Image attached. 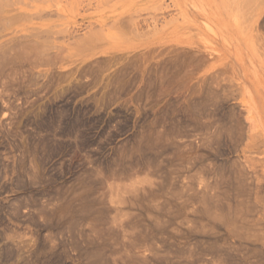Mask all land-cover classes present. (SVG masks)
<instances>
[{"label": "rangeland", "instance_id": "374dc122", "mask_svg": "<svg viewBox=\"0 0 264 264\" xmlns=\"http://www.w3.org/2000/svg\"><path fill=\"white\" fill-rule=\"evenodd\" d=\"M22 1L0 41L59 45L0 80V264H264V179L247 208L231 178H264V0Z\"/></svg>", "mask_w": 264, "mask_h": 264}, {"label": "bare ground", "instance_id": "6f19581e", "mask_svg": "<svg viewBox=\"0 0 264 264\" xmlns=\"http://www.w3.org/2000/svg\"><path fill=\"white\" fill-rule=\"evenodd\" d=\"M14 1H18V0H0V27L1 26H4L5 24H12V22L11 21H13V19H14V16L16 17V15H17V13H18V11L16 12V10H15V8H14V6L15 5H13V4H16V3H20V2H22L23 3V1L22 0H20V1H18V2H16V3H13ZM40 1V0H39ZM43 1V0H42ZM46 1V0H45ZM224 1V0H223ZM228 1V0H227ZM230 1V0H229ZM241 1L242 0H240L239 2L241 3ZM245 1L246 0H244V4L246 5V3H245ZM12 2V3H11ZM28 2V1H27ZM30 2L31 1H29L28 3L30 4ZM247 2V1H246ZM24 3H25V1H24ZM28 3H26V4H28ZM32 3V2H31ZM28 4V5H29ZM244 4L242 5V6H244ZM13 5V6H12ZM30 6V5H29ZM241 6V7H242ZM243 8V7H242ZM47 11H45L44 9L42 10H39V13H40V11H41V13L43 14L44 12H45V14L48 12V14H50V12H51V10H48V9H46ZM16 12V13H13V12ZM20 11V10H19ZM43 11V12H42ZM136 11V10H135ZM140 11V10H139ZM34 12V11H33ZM32 12V14L30 13V14H27L28 15V17H27V15H24L25 16V18L27 17V18H31V16L30 15H33L34 13ZM138 12V11H137ZM20 13H21V11L18 13V15H17V19L19 20V18L18 17H20L21 15H20ZM37 14H39L38 12H36ZM35 13V14H36ZM135 13V12H134ZM37 14H36V16H37ZM42 14H40V16H38L39 18H41V17H43L42 16ZM48 14H46V16L48 15ZM129 15V14H128ZM128 15H126V16H128ZM133 15V14H132ZM132 15L130 16V18L132 17ZM23 16V17H24ZM52 15L50 14L48 17H46V18H49V17H51ZM125 16V18H128V17H126ZM137 16V15H136ZM22 17V16H21ZM20 17V19H22ZM34 17V16H33ZM135 17V16H134ZM13 18V19H12ZM35 18V17H34ZM37 18V17H36ZM45 18V17H44ZM119 18V17H118ZM117 18V19H118ZM42 19V18H41ZM124 18H122V20H123ZM133 19H138V18H133ZM11 20V21H10ZM125 20V19H124ZM128 20V19H127ZM132 20V18L130 19V21ZM135 20V21H136ZM126 21V20H125ZM124 21V22H125ZM129 21V20H128ZM118 22H119V20H118ZM127 22V21H126ZM132 22H134V21H132ZM93 24V23H92ZM127 24V23H126ZM130 24V23H129ZM13 25V24H12ZM33 25V24H32ZM31 25V26H32ZM53 25V24H52ZM55 25V24H54ZM57 25V24H56ZM58 25H59V23H58ZM93 25H95V24H93ZM30 26V25H29ZM90 26V25H89ZM96 26V25H95ZM98 26V25H97ZM115 26V25H114ZM113 26V27H114ZM127 26H128V24H127ZM130 26H132V25H130ZM133 26L134 27H136L134 24H133ZM132 26V27H133ZM7 27H9V26H7ZM44 27V26H43ZM43 27H41V29L40 30H38V29H36V28H32L31 29V31L29 32V33H25V34H21V33H19L20 35H14V36H12V37H10V38H8V39H6V40H4V41H0V80H1V78L3 79H8V78H10V82H9V79H8V83H10V84H12L13 82H14V80H18V79H20V82L18 83V84H20L21 85V80H22V78H23V74L25 73H23V69L25 68V66L28 68V66H29V63H30V65L31 64H33V62H34V64L38 61V60H41V59H43V60H45V61H49V53H45V51H46V49L48 50V45L50 44L49 43V40H50V38H52V36H53V34H55V32L53 33L52 32V36L51 35H49V31L48 30H43ZM54 27V26H53ZM94 27V26H93ZM116 27V26H115ZM114 27V28H115ZM120 27H122V26H119V28ZM4 28H5V26H4ZM48 28V27H47ZM50 28H52V27H50ZM57 29H54V30H58V27H56ZM64 28V27H63ZM97 28H100V26H98ZM119 28H117V29H119ZM0 29H2V28H0ZM15 29V28H14ZM13 29V30H14ZM45 29V28H44ZM66 29V28H65ZM89 29V28H88ZM87 29V30H88ZM103 29V28H102ZM122 35H124L125 33H127V32H124V30L126 29H124L123 27H122ZM133 29H136V28H133ZM140 29V28H139ZM138 29V30H139ZM3 30V29H2ZM5 30V29H4ZM16 30H18V28L16 29ZM49 30H52L53 31V29H49ZM60 30V29H59ZM91 30V29H90ZM94 30V29H93ZM92 30V31H93ZM95 30H96V28H95ZM119 30H121V29H119ZM61 31V30H60ZM100 30H98V32H99ZM126 31H128L127 29H126ZM46 32V33H45ZM51 32V31H50ZM73 32V31H72ZM77 32V31H76ZM95 32V31H94ZM97 32V33H98ZM121 32V31H120ZM137 32H139V31H137ZM58 33V32H57ZM61 33V32H60ZM69 33V32H68ZM90 33V34H89ZM89 33H87V35L89 34L90 35V37L89 38H93L94 39V35L93 36H91V31H89ZM97 33L95 34L96 36H98V38H100L101 37V35H102V33L101 32H99V33H101V35H100V37H99V35H97ZM98 33V34H99ZM45 34V35H44ZM47 34V35H46ZM79 34V33H78ZM140 34V33H139ZM56 35V34H55ZM60 35V34H59ZM86 35V36H87ZM103 35H104V33H103ZM136 35V34H135ZM51 36V37H50ZM68 36H70V38H71V34L69 35L68 34ZM126 36V35H125ZM58 37V36H57ZM74 37V39H75V37H76V41H78V39L77 38H79V36L77 37V36H73ZM73 37H72V39H73ZM88 37L87 38H85V40H87L88 39ZM61 38V37H60ZM80 38H81V40H79L78 41V43L77 42H75L74 40H72V41H74L76 44H79V43H81L83 40H84V38H82V35L80 36ZM97 37H95V41H97V39H96ZM53 39V38H52ZM121 39V38H120ZM92 40V39H91ZM94 40H93V42H94ZM122 40H124V39H122ZM51 41V40H50ZM70 41V40H69ZM71 41V42H72ZM81 41V42H80ZM87 41H89V40H87ZM86 41V42H87ZM99 41H101V40H99ZM51 42H53V41H51ZM84 42V41H83ZM90 42V41H89ZM54 43V42H53ZM75 43H73V44H75ZM127 43V42H126ZM52 44V43H51ZM51 44H50V46H51ZM56 44H58V43H56ZM55 43H54V45H53V47L55 46V47H57V45H56ZM125 44V43H124ZM59 45V44H58ZM81 45H84V43L83 44H81ZM126 45V44H125ZM53 47H51V49L53 48ZM58 47H60V46H58ZM65 47V46H64ZM77 47V46H76ZM84 48V47H88V46H81V48ZM63 49V47H60V49ZM59 49V50H60ZM79 49V48H78ZM57 50V49H56ZM80 50V49H79ZM58 51V50H57ZM64 51V50H63ZM56 52V51H55ZM60 52H62V51H60ZM56 54H57V52H56ZM60 54H62V53H60ZM143 54V53H142ZM172 55H173V53H171ZM171 54H168V55H170L171 56ZM176 54V53H175ZM47 56L48 55V57H46V58H44L45 56ZM52 55V54H51ZM184 55V54H183ZM186 55V54H185ZM184 55V56H185ZM187 55H189V53H187ZM192 55V54H191ZM44 56V57H43ZM54 56V55H53ZM57 56V58L56 59H59L60 60V58H58V57H61V56H59V54H57L56 55ZM56 56H54V57H56ZM118 56V55H117ZM53 57V58H54ZM134 57V56H133ZM132 57V58H133ZM167 57V56H166ZM165 57V58H166ZM178 57V56H177ZM176 57V58H177ZM193 57V56H192ZM117 58H119V57H117ZM139 58V57H138ZM143 58V57H142ZM175 58V57H174ZM185 58H186V56H185ZM113 60V59H112ZM141 60V59H140ZM175 59H173V61H174ZM54 61H55V59H54ZM97 61V60H96ZM172 61V62H173ZM178 61V60H177ZM39 62H42V61H39ZM95 62V61H94ZM127 62V61H126ZM125 62V63H126ZM183 62V61H182ZM187 62V61H186ZM121 63V62H120ZM136 63V62H135ZM140 63V62H139ZM167 63V62H166ZM169 63V62H168ZM168 63L167 64H165V65H168ZM183 63H185V62H183ZM33 64V65H34ZM37 64V63H36ZM170 64V63H169ZM186 64V63H185ZM162 66V65H161ZM168 66H170V65H168ZM91 67V66H90ZM94 67H96L95 69H97V66H94ZM165 67V69H166V66H164ZM171 67V66H170ZM174 67V66H173ZM27 68H25V69H27ZM92 68V67H91ZM100 68V67H99ZM163 69V68H162ZM167 69H168V67H167ZM166 69V70H167ZM174 69H176V68H174ZM98 70H100V69H98ZM143 70V69H142ZM164 70V69H163ZM186 70V69H185ZM72 71V70H71ZM85 71V73H86V71H87V68H86V70H84ZM84 71H83V73H84ZM90 70H88L87 72H89ZM124 71H126V70H124ZM124 71H121L122 73L120 74V76L121 75H123V73H124ZM145 71V70H144ZM168 71V70H167ZM184 71V70H183ZM92 72V71H91ZM97 72V71H96ZM95 72V73H96ZM99 72V71H98ZM38 73V72H37ZM56 73V72H55ZM82 73V72H81ZM82 73V74H83ZM92 73H94V72H92ZM100 74H101V71L99 72ZM189 73V72H188ZM42 74V73H41ZM44 74V73H43ZM42 74V75H43ZM142 74V73H141ZM192 74V73H191ZM191 74H189V75H191ZM30 75V74H29ZM39 74H36V77H35V75L33 76V79L32 78H30L29 80H31V81H35V79L37 80L39 77H37ZM51 75V74H50ZM86 75V74H85ZM110 75V74H109ZM113 75V74H112ZM119 75V74H118ZM125 75V74H124ZM27 76V75H26ZM41 76V75H40ZM55 76V75H54ZM65 76V78L67 77L66 75H64ZM96 76H98V75H96ZM95 76V77H96ZM114 76V75H113ZM29 77H32V76H29ZM35 77V78H34ZM112 77V76H111ZM115 77V76H114ZM123 77V76H122ZM124 77H128V76H124ZM142 77H143V75H142ZM56 78V77H55ZM61 78V77H60ZM64 78V77H63ZM65 78H64V80H65ZM105 78V77H104ZM116 78V77H115ZM120 78V77H119ZM40 79V78H39ZM50 79V78H49ZM52 79V78H51ZM62 79V78H61ZM95 79H97V78H95ZM118 79V78H117ZM129 79V78H128ZM25 80V79H24ZM121 80V79H120ZM140 80V79H139ZM153 80V79H152ZM31 81L29 82L28 81V79L26 80V82H29L30 83V85L31 84H33V83H35V82H32L31 83ZM49 82H50V80H48ZM62 81V80H61ZM74 81H76V80H74ZM123 81H125L124 83H129L130 82V80H127V82H126V79L125 80H123ZM7 82V81H6ZM25 82V81H24ZM54 82V81H53ZM83 82V81H82ZM143 82V81H142ZM28 83V84H29ZM37 83V82H36ZM45 83H46V81H45ZM44 83V84H45ZM84 83V82H83ZM121 83H122V81H121ZM122 84V85H125V84ZM147 83H149L150 84V82H148L147 81ZM7 84V83H6ZM14 84V83H13ZM12 84V85H13ZM17 83H16V85H18ZM27 84V83H26ZM130 84H131V82H130ZM171 84V83H170ZM47 85H48V83H47ZM70 85V84H69ZM73 85V84H72ZM103 85H105V84H103ZM128 85V84H127ZM147 85V84H146ZM44 86V85H43ZM46 86V85H45ZM50 86V85H49ZM71 86V85H70ZM8 87V86H7ZM6 87V88H7ZM13 87V86H12ZM69 87V86H68ZM75 87V86H74ZM78 87V86H77ZM124 87V86H123ZM70 88V87H69ZM81 88V87H80ZM41 89V88H40ZM71 89H72V87H71ZM77 88H75L74 90H76ZM79 89V88H78ZM78 89L76 90V91H78ZM227 89V88H226ZM12 90V89H11ZM14 90V89H13ZM32 90H33V88H32ZM80 90V89H79ZM81 91V90H80ZM115 91V90H114ZM201 91V90H200ZM27 92V91H26ZM37 92V91H36ZM14 94V93H13ZM17 94V93H16ZM15 94V95H16ZM63 94V93H62ZM118 94V93H117ZM116 94V95H117ZM12 95V94H11ZM115 95V96H116ZM213 95V94H212ZM13 96V95H12ZM18 96V95H17ZM55 96H57V94L55 95ZM95 96V95H94ZM98 96V95H97ZM100 96H102V95H100ZM104 96V95H103ZM107 96H109L108 94H107ZM112 96V95H111ZM11 97V96H10ZM14 97H16V96H14ZM61 97V96H60ZM94 98H96V97H94ZM102 98V97H101ZM4 99H5V97H4ZM98 99V98H97ZM103 99V98H102ZM1 100H2V98H1ZM6 100V99H5ZM106 100H107V98H106ZM204 100V99H203ZM7 101V100H6ZM212 104V103H211ZM201 105V104H200ZM205 107V106H204ZM260 107H263L264 108V102H262L261 104H260ZM261 109V108H260ZM31 110V109H30ZM29 110V111H30ZM232 110V109H231ZM263 111H264V109H262ZM205 111V110H204ZM207 111H209V110H207ZM175 112V111H174ZM214 113V112H213ZM221 113V112H220ZM232 113V112H231ZM28 114V113H27ZM175 114H176V112H175ZM191 115V114H190ZM193 115V114H192ZM194 115H195V113H194ZM198 115H199V113H198ZM204 115V114H203ZM179 116V115H178ZM196 116V115H195ZM208 116V115H207ZM216 116V115H215ZM233 116V115H232ZM210 117H212V115L210 116ZM189 118V117H188ZM204 118V117H203ZM213 118H214V116H213ZM212 118V119H213ZM179 119V118H178ZM182 119H183V117H182ZM200 119V118H199ZM190 120H192V119H190ZM198 120V119H197ZM239 120V119H238ZM175 122V121H174ZM216 122V121H215ZM220 122V121H219ZM218 123V122H217ZM172 124H173V121H172ZM216 124V123H215ZM223 124V123H222ZM175 125V124H174ZM196 125V124H195ZM210 125V124H209ZM212 126V125H211ZM217 126V125H216ZM218 126H219V124H218ZM197 127V126H196ZM195 127V128H196ZM174 128V127H173ZM194 128V129H195ZM215 128V127H214ZM197 129V128H196ZM223 129V128H222ZM222 129H220V130H222ZM225 130V129H224ZM210 131V130H209ZM227 131V130H226ZM182 132V131H181ZM220 133V132H219ZM218 133V134H219ZM63 134V133H62ZM229 134V133H228ZM155 136V135H154ZM224 136V135H223ZM145 137V136H144ZM152 137V136H151ZM227 137V136H226ZM221 138V137H220ZM158 139V138H157ZM219 139V138H218ZM230 140V139H229ZM145 141V140H144ZM220 142V141H219ZM237 142V141H236ZM156 143V142H155ZM218 143V142H217ZM232 145V144H231ZM180 146V145H179ZM171 147V146H170ZM172 148V147H171ZM151 149V148H150ZM215 149V148H214ZM147 150H149V148L147 149ZM146 150V151H147ZM172 150V149H171ZM148 152V151H147ZM146 152V153H147ZM175 152V151H174ZM174 152H172V153H174ZM157 153V152H156ZM149 156V155H148ZM148 156H146L147 157V160H150V159H152V158H148ZM151 157V156H150ZM250 158V157H249ZM168 159V158H167ZM174 159V158H173ZM247 159V158H246ZM133 160V159H132ZM146 160V161H147ZM154 160H156V159H153V161ZM171 161V160H170ZM148 162V161H147ZM150 162V161H149ZM156 163H158L157 161H155ZM169 162V161H168ZM179 162V161H178ZM248 162V161H247ZM246 162V163H247ZM144 163V162H143ZM154 163V162H153ZM234 163V165H235V162H233ZM239 163H241V162H239ZM239 163H238V166H234L235 168H233V167H231V174H233L232 176H231V178H232V180H233V187H234V193H235V197L237 198V202H238V206L239 205H242V206H244L245 204H246V206H247V208H248V204H249V202H251L253 205H255L257 202H260L261 201V198H260V188H262L263 187V185L261 186V184H260V182L262 183V181H261V179H264V178H261L259 175H260V173H258V174H256L257 173V171H255V168H253L252 167V163H251V165H250V167H249V164H248V167L249 168H251L252 169V171H250L249 170V168L247 167V166H244V164L243 165H239ZM249 163H250V161H249ZM145 164V163H144ZM175 164V163H174ZM147 165V164H146ZM151 164H149V166H150ZM157 166V165H156ZM158 166H160V165H158ZM233 166V165H232ZM243 166V167H242ZM125 167V166H124ZM153 167V166H152ZM171 167V166H170ZM169 167V168H170ZM233 168V169H232ZM157 169V168H156ZM181 169V168H180ZM164 170V169H163ZM230 170V169H229ZM166 171V170H165ZM227 171V170H226ZM152 172V171H151ZM165 173V172H164ZM166 173H167V171H166ZM180 173V172H179ZM225 173V172H224ZM149 175V174H148ZM158 176H159V174H158ZM168 176H169V174H168ZM171 176H172V174L170 175V178H171ZM171 180H173V178H171ZM171 180H169V181H171ZM154 181V180H153ZM152 181V182H153ZM154 183V182H153ZM155 184V183H154ZM164 183L162 182V185H163ZM170 184H171V182H170ZM173 184H174V182H173ZM172 184V185H173ZM260 184V185H259ZM157 185V184H156ZM165 185V184H164ZM215 185V184H214ZM213 185V186H214ZM165 186H167V185H165ZM174 186H176V185H174ZM164 187V186H163ZM182 187V186H181ZM185 187V186H184ZM161 188V187H160ZM178 188H179V186H178ZM216 188V187H215ZM122 189V188H121ZM128 189V188H127ZM136 189V188H135ZM138 189V188H137ZM157 189V188H156ZM167 189H168V187H167ZM114 190V189H113ZM116 190V189H115ZM123 190L124 189H122V192H123ZM131 190V189H130ZM166 190V189H165ZM175 190V189H174ZM124 191H126L127 192V190H124ZM135 191V190H134ZM133 191V192H134ZM161 191V190H160ZM128 192H129V190H128ZM141 192H144V191H141ZM162 192V191H161ZM164 192V191H163ZM259 192V193H258ZM118 193V192H117ZM120 193V192H119ZM148 193V192H147ZM172 193V192H171ZM175 193V192H174ZM217 193V192H216ZM222 193V192H221ZM145 194V193H144ZM164 194V196H165V194H166V192H164L163 193ZM179 194V193H178ZM218 194H220V193H218ZM119 195V194H118ZM121 195V194H120ZM174 195V194H173ZM177 195V194H176ZM175 195V196H176ZM225 196H226V194H224ZM245 195H248V196H250V197H254L253 198V200L255 199L256 201L254 202H252V201H250V200H248L249 199V197L247 198V197H244V198H241V197H243V196H245ZM122 196H123V194H122ZM139 196V195H138ZM141 196V195H140ZM149 196H150V194H149ZM167 196H168V193H167ZM167 196H166V198H167ZM124 197V196H123ZM123 197H121L120 196V198H123ZM169 197H170V195H169ZM173 197V196H172ZM126 198V197H125ZM124 198V199H125ZM129 198V197H128ZM141 198V197H140ZM189 198V197H188ZM118 199V198H117ZM123 199V202H121L122 201V199H120L119 201L121 202V203H125L126 201ZM127 199V198H126ZM147 199H149V198H147ZM190 199V198H189ZM239 199V200H238ZM251 199V198H250ZM86 200V199H85ZM146 200V199H145ZM150 200V199H149ZM118 201V202H119ZM125 201V202H124ZM129 201H132L133 202V200H129ZM151 201V200H150ZM152 201H154V199L152 200ZM156 201V200H155ZM159 201V200H158ZM148 202V201H147ZM131 203V202H130ZM149 203H151V202H149ZM155 203V202H154ZM161 203V202H160ZM144 204V203H143ZM152 204L153 203H151V206H152ZM223 204V203H222ZM244 204V205H243ZM146 205H147V203H146ZM149 206H150V204H148ZM154 205V204H153ZM155 205H157V204H155ZM161 205V204H160ZM165 205V204H164ZM172 205V204H171ZM179 205V204H178ZM181 205V204H180ZM77 206H78V204H77ZM159 206V205H158ZM167 206V205H166ZM183 207L185 206V205H182ZM157 207V206H156ZM161 207H163V206H161ZM176 207V206H175ZM174 207V208H175ZM250 207V206H249ZM75 208V207H74ZM166 208V207H165ZM177 208H180V207H177ZM182 208V207H181ZM121 209V208H120ZM119 209V210H120ZM77 210V209H76ZM125 209H123V211H124ZM182 210V209H181ZM233 210V209H232ZM242 210V209H241ZM245 210H246V208H245ZM62 211V210H61ZM78 211V210H77ZM165 211V210H164ZM168 211V210H167ZM170 211V210H169ZM172 211V210H171ZM170 211V212H171ZM177 211V210H176ZM235 211H237V210H235ZM75 212V211H74ZM118 212V211H117ZM247 212L248 213H250L251 212V209L250 210H247ZM164 213V212H163ZM176 213V212H175ZM230 213H232V212H230ZM243 213V212H242ZM246 213V212H245ZM78 214V213H77ZM77 214H75V215H77ZM99 214V213H98ZM148 214H149V212H148ZM235 215H236V212L234 213ZM58 215V214H57ZM101 215V214H100ZM105 215V214H104ZM120 215V214H119ZM167 215H170L169 213H167ZM235 215H233V216H235ZM247 214H245V216H246ZM59 216H61V215H59ZM103 216V215H102ZM166 216V215H165ZM217 216V215H216ZM239 216V215H238ZM63 217V216H62ZM61 217V218H62ZM83 217V216H82ZM219 217V216H218ZM241 217V216H240ZM246 217H248V216H246ZM49 218H51L50 216H49ZM100 218H102V217H100ZM179 218V217H178ZM48 219V218H47ZM63 219V218H62ZM81 219V218H80ZM83 219V218H82ZM221 219V218H220ZM248 219H249V217H248ZM258 219V218H257ZM100 220V219H99ZM145 220V219H144ZM148 220V219H147ZM162 220V219H161ZM242 220V219H241ZM243 220H244V218H243ZM60 221V220H59ZM68 220H66V222H67ZM137 221V220H136ZM141 221V220H140ZM142 222H144V221H142ZM68 223V222H67ZM70 223V222H69ZM80 223V222H79ZM130 223V222H129ZM140 223V222H139ZM138 223V224H139ZM163 223H164V221H163ZM240 223V222H239ZM133 224V223H132ZM136 224H137V222H136ZM167 224V223H166ZM55 225H56V223H55ZM103 225V224H102ZM141 225V224H140ZM246 225V224H245ZM248 225V224H247ZM246 225V226H247ZM94 226V225H93ZM130 226H132L131 224H130ZM134 226V225H133ZM132 226V227H133ZM78 227V226H77ZM76 227V228H77ZM135 227V226H134ZM141 227V226H140ZM94 228H95V226H94ZM112 228V227H111ZM120 228V227H119ZM83 229V228H82ZM104 229V228H103ZM114 229V228H113ZM250 229V228H249ZM77 230V229H76ZM79 230H80V228H79ZM95 230V229H94ZM123 230V229H122ZM121 230V231H122ZM126 230V229H125ZM133 230V229H132ZM138 230H140V229H138ZM70 231H72V230H70ZM73 231L75 232V229H73ZM92 231V230H91ZM96 231V230H95ZM95 231H94V233H95ZM65 232V231H64ZM77 232H78V230H77ZM97 232V231H96ZM105 232V231H104ZM117 232H119L118 231V229H117ZM245 232V231H244ZM249 232V231H248ZM5 233V232H4ZM71 234L70 235H72V232H70ZM83 233H84V231H83ZM93 233V232H92ZM99 233V232H98ZM98 233H96V234H98ZM124 233H126L125 231H124ZM6 234V233H5ZM78 234H79V232H78ZM86 234H88V233H86ZM105 234V233H104ZM127 235H128V233H126ZM152 234V233H151ZM150 234V235H151ZM7 235V234H6ZM12 235V234H11ZM101 235V234H100ZM107 235V234H106ZM104 236V235H103ZM109 236V235H108ZM118 236V235H117ZM8 237H9V235H8ZM101 237V236H100ZM146 237V236H145ZM148 237V236H147ZM146 237V238H147ZM103 238V237H102ZM120 238H121V236H120ZM128 238V237H127ZM151 238V237H150ZM242 238V237H241ZM74 239V238H73ZM125 239V238H124ZM132 239H133V237H132ZM148 239V238H147ZM146 239V240H147ZM63 240V239H62ZM82 240V239H81ZM87 240V239H86ZM119 240V239H118ZM121 240H123V237L121 238ZM129 240V239H128ZM12 241V240H11ZM10 241V242H11ZM77 241V240H76ZM94 241V240H93ZM117 241V240H116ZM136 241V240H135ZM13 242H15V239L12 241V243ZM60 242V241H59ZM58 243V242H57ZM65 243V242H64ZM75 243V242H74ZM76 243H78V241L76 242ZM75 243V244H76ZM87 243H89V242H87ZM93 243H95V242H93ZM93 243H91V244H93ZM122 243V242H121ZM120 243V244H121ZM152 243V242H151ZM19 244L20 243H18V245L17 246H19ZM74 244V245H75ZM79 244V243H78ZM95 244H97V243H95ZM70 245H71V243H70ZM77 245V244H76ZM76 245H75V247H76ZM84 245H86V244H84ZM112 245V244H111ZM119 245V244H118ZM110 246V245H109ZM135 246V245H134ZM174 246V245H173ZM77 247H78V245H77ZM76 247V248H77ZM98 247V246H97ZM96 247V248H97ZM105 247V246H104ZM111 247V246H110ZM125 247V246H124ZM153 247V246H152ZM72 248H73V246H72ZM79 248V247H78ZM81 248V247H80ZM86 248V247H85ZM93 248H95V247H93ZM95 248V249H96ZM102 248H103V246H102ZM114 248V247H113ZM13 249V248H12ZM11 249V250H12ZM66 249V248H65ZM92 249V248H91ZM100 249V248H99ZM99 249H96L97 251H99ZM123 249V248H122ZM127 249V248H126ZM10 250V248H9V251H11ZM14 250V249H13ZM16 250H18V249H16ZM81 250H82V248H81ZM86 250H87V248H86ZM89 250V249H88ZM87 250V251H88ZM101 250V249H100ZM103 250L104 249H102V254H103ZM111 250V249H110ZM110 250H108V253L110 252ZM127 250H129V249H127ZM134 250V249H133ZM192 250V249H191ZM0 251H2V249L0 250ZM8 251V250H7ZM9 251H8V253H9ZM20 251V250H19ZM19 251H16V252H19ZM33 251V250H32ZM51 251V250H50ZM62 251V250H61ZM68 251V250H67ZM74 251H75V249H74ZM78 251V250H77ZM105 251V250H104ZM112 251V250H111ZM115 251V250H114ZM119 251V250H118ZM117 251V252H118ZM122 251V250H121ZM132 251V250H131ZM13 252L14 251H12V252H10V254L12 253V255H13ZM21 252V251H20ZM95 252V251H94ZM99 252H101V251H99ZM116 252V251H115ZM116 252V253H117ZM125 252V251H124ZM156 252V251H155ZM5 254H6V252H4ZM84 254H85V252H83ZM87 253H89V252H87ZM111 253V252H110ZM109 253V254H110ZM119 253V252H118ZM121 253V252H120ZM135 253V255H137L136 254V251L134 252ZM170 253V252H169ZM190 253V252H189ZM255 253V252H254ZM2 254V253H1ZM0 254V255H1ZM34 254V253H33ZM99 256H100V254L99 253H97ZM101 254V255H102ZM105 254V253H104ZM128 254H130V253H128ZM127 254V252H126V255H128ZM132 254V253H131ZM166 254V253H165ZM180 254V253H179ZM193 254V253H192ZM3 255V254H2ZM20 255V254H19ZM19 255H18V257H19ZM88 255V254H87ZM92 255V254H91ZM107 255V254H106ZM111 255V254H110ZM115 255V254H114ZM135 255H132V256H135ZM6 256V255H5ZM152 256V255H151ZM155 256V255H154ZM162 256V255H161ZM181 256V255H180ZM21 257V256H20ZM33 257V256H32ZM91 257V256H90ZM109 257V256H108ZM112 257V256H111ZM140 257H142V256H140ZM147 257V256H146ZM167 257V256H166ZM103 258V257H102ZM113 258V257H112ZM133 258V257H132ZM135 258H138V257H135ZM134 258V259H135ZM148 258V257H147ZM169 258V257H168ZM4 259V258H3ZM42 259V258H41ZM141 259V258H140ZM142 259H143V257H142ZM153 259H155V257L153 258ZM163 260L165 259V258H162ZM170 259V258H169ZM137 259H135V261H136ZM138 260H139V258H138ZM29 261H32V260H28V262ZM33 261H34V259H33ZM96 261L97 260H94V262L96 263ZM99 261V260H98ZM134 261V262H135ZM140 261H142V260H140ZM139 261V262H140ZM144 261V260H143ZM142 261V262H143ZM81 262H82V260H81ZM94 262H93V264H94ZM146 263V262H145ZM148 263V262H147ZM139 264H141V262L139 263Z\"/></svg>", "mask_w": 264, "mask_h": 264}]
</instances>
